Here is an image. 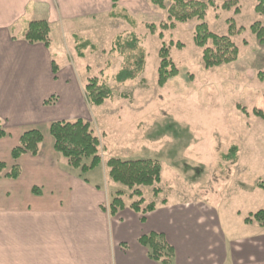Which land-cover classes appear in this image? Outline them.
Wrapping results in <instances>:
<instances>
[{
    "label": "rangeland",
    "instance_id": "obj_1",
    "mask_svg": "<svg viewBox=\"0 0 264 264\" xmlns=\"http://www.w3.org/2000/svg\"><path fill=\"white\" fill-rule=\"evenodd\" d=\"M225 1L214 0L203 21L218 35L228 34L233 22L231 40L238 47V57L228 64L205 68L202 48L193 40L200 21L162 29L166 10L148 0L117 1L114 11L127 14L134 25L109 13L94 21L89 18L57 27L51 51L54 61V52L61 53L64 76L70 82L82 87L87 79L97 77L113 90L110 99L99 107H87L85 113L100 140L101 164L88 173L93 183L104 178L107 194L122 191L125 207L130 208L137 198L133 189L109 179L106 162L110 158L156 160L162 167L160 182L135 187L143 205L150 201L207 204L218 211L223 227L239 233L243 218L264 209V120L253 113L264 112V81L257 77L264 71V43L249 30L254 21L262 20L254 11L256 0H234L226 10L222 8ZM149 24L156 29L147 28ZM131 32L145 50L144 71L133 80L117 83L114 76L123 59L110 53L111 42L116 34ZM75 36L90 40L96 49H84L79 57ZM162 44L168 46L178 74L159 86ZM231 146L237 150L226 156ZM153 188L159 189L157 195Z\"/></svg>",
    "mask_w": 264,
    "mask_h": 264
},
{
    "label": "crops",
    "instance_id": "obj_2",
    "mask_svg": "<svg viewBox=\"0 0 264 264\" xmlns=\"http://www.w3.org/2000/svg\"><path fill=\"white\" fill-rule=\"evenodd\" d=\"M111 11L112 0H0V264H160L138 242L150 232L173 247L172 264H264L258 222L243 218L236 233L222 226L215 207L198 202L161 201L144 221L128 207L110 215L102 209L109 201L104 178L93 183L90 170L79 176L54 150L50 122L85 119L88 107L82 87L64 76L61 53L53 59L54 29ZM40 19L50 26L49 48L23 38L28 22ZM51 95L57 102L44 105ZM30 129L43 135L38 154L13 160L11 150ZM13 165L16 178L6 175Z\"/></svg>",
    "mask_w": 264,
    "mask_h": 264
},
{
    "label": "trees",
    "instance_id": "obj_3",
    "mask_svg": "<svg viewBox=\"0 0 264 264\" xmlns=\"http://www.w3.org/2000/svg\"><path fill=\"white\" fill-rule=\"evenodd\" d=\"M118 0H112L111 17H119L127 23L133 24L134 21L125 13H116ZM153 6L165 9L167 13V22L161 24L162 29L174 28L176 23H185L196 19L200 21L194 28L193 40L195 44L202 48V62L205 68L217 67L235 61L238 57V47L231 40L233 35V22L228 27V34L218 35L211 32L204 18L208 7H213L214 0H148ZM232 1L223 2V9H230ZM237 10V9H236ZM235 10V11H236ZM254 11L262 20L254 21L249 30L255 35L256 39L264 43V0H256ZM147 28L154 31V24L147 25ZM243 31V28L238 30ZM23 38L33 44L42 43L46 48L50 46V26L47 20H33L28 22L24 31ZM75 47L78 49V56L83 57L82 50L90 48L96 49V46L86 38L75 36ZM210 42V44H208ZM176 46L181 47L180 43ZM110 53H117L122 56V64L114 76L117 83L127 80H133L139 77L144 71L145 50L134 33L116 34L111 42ZM159 65L157 68V84L163 86L169 79L177 76L178 69L169 55V48L162 44L158 51ZM59 70L57 64L52 61V73L54 78ZM257 77L264 81V71H259ZM83 97L88 107H99L107 99L113 96L112 88L100 81L97 77L87 79L82 86ZM57 96L51 95L43 101L44 105H54L57 102ZM264 99V95H263ZM254 115L264 120V112L255 110ZM48 133L53 139V148L65 159V165L79 176H83L88 170L94 169L101 164L98 154L100 140L90 127V123L82 118L69 120H54L50 122ZM5 136V132L0 128V137ZM43 141L42 133L37 129L24 131L18 140V145L11 150V157L16 160L21 154L29 153L32 156L38 154ZM236 146L229 148L228 154L235 153ZM108 168V177L113 182L121 183L129 189H133V194L137 197L130 204V208L141 214V221H144L145 215L153 211L156 203L153 201L144 204V199L137 186H152L159 183L162 177V167L159 162L151 159L120 160L110 158L106 162ZM4 169V164L0 162V174ZM8 177L16 178L19 175V168L13 165L6 174ZM159 192L158 188H153L154 195ZM132 194V195H133ZM123 192L118 190L109 195V201L102 207L110 215H116L124 209L125 203L122 199ZM165 203V201H162ZM244 222L251 224L258 222L264 226V209L249 213L244 218ZM138 242L146 248L147 256L160 264H172L174 250L169 245L163 234L150 232L141 235Z\"/></svg>",
    "mask_w": 264,
    "mask_h": 264
}]
</instances>
